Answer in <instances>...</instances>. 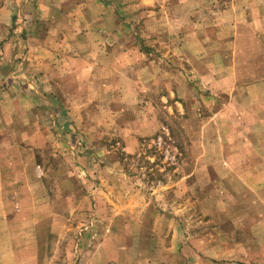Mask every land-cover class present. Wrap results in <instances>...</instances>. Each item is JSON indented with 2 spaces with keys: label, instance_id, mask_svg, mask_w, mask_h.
<instances>
[{
  "label": "rangeland",
  "instance_id": "374dc122",
  "mask_svg": "<svg viewBox=\"0 0 264 264\" xmlns=\"http://www.w3.org/2000/svg\"><path fill=\"white\" fill-rule=\"evenodd\" d=\"M20 3L0 0V41ZM125 17L137 51L122 73L103 71V90L79 85L18 117L29 122L15 127L16 148L41 172L0 222V264H264V190L239 188L229 174L233 127L212 120L215 95L188 87L196 80L180 73L163 32L148 45L143 16ZM261 89L248 102L263 105ZM245 228L255 237L243 238ZM10 242L15 262L5 258Z\"/></svg>",
  "mask_w": 264,
  "mask_h": 264
},
{
  "label": "crops",
  "instance_id": "0c3cea01",
  "mask_svg": "<svg viewBox=\"0 0 264 264\" xmlns=\"http://www.w3.org/2000/svg\"><path fill=\"white\" fill-rule=\"evenodd\" d=\"M171 13L180 16L166 19ZM130 14L137 23L143 16L146 44L155 46L157 30L163 32L160 42L176 49L180 73L196 80L188 87L196 90L200 82L216 100L230 95L216 104L219 110L210 98L217 127H233L227 135L234 143L229 174L239 188L264 190V104L248 102L263 90L264 74L257 70L264 48L257 46L264 47V0H21L11 16L15 25L0 44V222L11 221L7 209L31 191V175L40 179L31 154L16 148L15 127L29 122L18 117L31 113L37 101L48 104L79 85L96 83L103 90V71L122 73L124 59L137 51L128 36ZM246 230L243 238L255 237ZM13 246L7 262L17 260Z\"/></svg>",
  "mask_w": 264,
  "mask_h": 264
}]
</instances>
